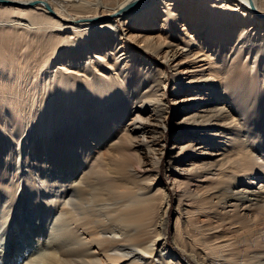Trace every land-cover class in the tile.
Returning a JSON list of instances; mask_svg holds the SVG:
<instances>
[{
  "label": "bare ground",
  "instance_id": "bare-ground-1",
  "mask_svg": "<svg viewBox=\"0 0 264 264\" xmlns=\"http://www.w3.org/2000/svg\"><path fill=\"white\" fill-rule=\"evenodd\" d=\"M262 3L0 1V38L19 29L0 47V211L48 189L62 225L34 237L43 264H264ZM24 112L38 138L19 158ZM62 125L55 143L76 147L56 172L46 152ZM31 151L47 157L33 170ZM13 238L0 264H36Z\"/></svg>",
  "mask_w": 264,
  "mask_h": 264
},
{
  "label": "rangeland",
  "instance_id": "rangeland-1",
  "mask_svg": "<svg viewBox=\"0 0 264 264\" xmlns=\"http://www.w3.org/2000/svg\"><path fill=\"white\" fill-rule=\"evenodd\" d=\"M259 1L262 3L263 0H259ZM261 5L262 6L264 5V1H263V3ZM6 26L9 28L10 25L6 24V22H4V23L0 22V31H1L2 28L5 29ZM10 30L13 31V32L10 31L13 34H18V31H19L17 26H14V27L12 26ZM10 32H8V35L6 34V36H8V37H4V36L2 37L1 36L3 39L0 38V47H1V45H7L5 50L7 49V47L12 48L14 43H15V41H16V40H14V42L11 43V41H13V39L10 37V34H9ZM33 35L34 34H32V36ZM7 39H8V41H7ZM9 40H11V41H9ZM7 43H9V44H7ZM27 46H28V44H27ZM27 46H25V47H27ZM25 47H24V49H26ZM22 49L23 48H20V50H22ZM6 51H8V50H6ZM182 115H184V113L179 114V116L176 118L175 122L180 121L183 118ZM21 121H23L22 122V128L18 131L19 133H17V136L21 135L20 144L17 145V142L15 141L14 138L9 141L10 143H12L10 145L13 148L20 149V152L22 153V155L19 158H22V156L25 157L24 154H25V145H26V143H28V144L31 143L32 144L38 138V136L33 132L34 131V126H35V123H36V120L33 118V116L30 115V114H26V112H24V113L21 114ZM173 123H172V121H170V128H169V130H168V132L166 134V141H167V146H168L167 147V158L165 159V161L163 162V164L161 166L162 177H163L164 181L167 182L168 184H170L169 182H171V181L167 179L168 178V176H167V174H168L167 173V159H168V156L172 153V151H171V148H172L171 134H172V124ZM57 127H59V126H55V129L53 130L52 134L49 136V137H51V139L53 138L54 140H53V142L50 145V149L48 147L47 148L48 151L46 152V153H50L51 154V157H52L51 161L54 162V165H55L54 166V170L56 172H58L59 170L65 171L66 169H68V164L67 163H64V164L60 163L61 161H60V157L59 156H61V154H64L65 152H67L71 147H76L75 143H72L73 145L70 143L68 146L66 145V146H63V147L62 146L59 147V145H57L55 143L56 139L58 140V139L67 138V131L65 129V126L62 125L60 127V130H58ZM22 145H23V147H22ZM22 148H23V150H22ZM5 150H6V148L4 149V151ZM43 150L45 151L46 149H43ZM29 153H30V162H31L32 170H33V166H34L35 162H39L40 164H43L44 161H45L44 159L47 158L46 154H44V153L42 154V153L39 152V153H37L35 155H34V153H32V151L29 152ZM55 154H58V155L56 156ZM39 157H40V159H39ZM36 158H37V160H36ZM12 159H14V158H12ZM32 160H33V162H32ZM23 164L27 165V163H23ZM34 185H36L35 186V188H36L35 194L39 195V197L35 198L34 197V196H36L35 194L27 195L24 192L23 193L24 195L22 194L23 196L21 195L20 198H19V202L18 203L20 205H17V207L15 208V211H11L12 213L10 212L8 217H7V214H8L7 210H1L0 211V216H1L0 217V222H2V221L4 222V223H0V234H1L0 235V250L2 248L4 249V248L8 247V251H10V252L12 251V250H10L11 249L10 245H11L12 242H14L13 235L15 233L16 234L17 243H18V245H20V248L23 251V257H21L20 259L24 260L25 262L30 261L31 259L32 260L34 259L36 264H43V262H42L43 259L40 257L41 256L40 253H42L44 251V248H43L41 242L37 243L36 240H34L35 239L34 237L38 236L37 234L39 232H42L43 234L44 233L47 234V232L49 233L51 231V229H52L51 227H54V226H55L54 228L61 227L62 220L60 222L57 221V222L52 223V224L50 223L52 221L51 218H53V220H55L56 216L54 217V215L56 213V210L55 209H51L50 210V208L45 207V205L43 204V201H42L43 195H45V193H48V189L45 188L47 191L44 188H39L38 189L37 184H34ZM19 188L21 189L22 187H19ZM20 192H21V190H20ZM41 192H42V194H41ZM172 192H173L172 193L173 200H172L171 209H170L169 214H168V226H169L168 230H169V232H168V235H167V242H168L169 245L174 246L173 243H174V234H175V229H176L175 222H176V217H177V212H176L177 200H176V196L174 194L173 189H172ZM3 199H5V198H3ZM22 201H23V203H22ZM25 202H27V203H25ZM28 204L29 205L31 204V205L29 206ZM24 207H25V210H24ZM21 209L24 210V212ZM3 213H5V214H3ZM37 213L40 216H42L44 219L47 218V222H42L41 223L42 226L38 225L37 222H36V218L38 216ZM19 214H21V215H19ZM4 217H7V218H4ZM9 217H11V218H9ZM1 218H2V220H1ZM5 219H8V221L5 220ZM6 223H8L9 226L8 225L6 226ZM59 223H60V225H59ZM1 224H2V227H1ZM3 226H4V228H3ZM23 226L25 228V231H24ZM7 227L8 228L10 227L11 229L10 228L8 229ZM40 227H41V229H40ZM38 230H40V231H38ZM242 231H244V230H242ZM20 233H22V234H20ZM7 234H8V236H7ZM9 236H11V237H9ZM156 259H158V258H155V260Z\"/></svg>",
  "mask_w": 264,
  "mask_h": 264
},
{
  "label": "water",
  "instance_id": "water-1",
  "mask_svg": "<svg viewBox=\"0 0 264 264\" xmlns=\"http://www.w3.org/2000/svg\"><path fill=\"white\" fill-rule=\"evenodd\" d=\"M0 1H2L3 3H5V0H0ZM35 3H37V1L33 2L32 4H35ZM45 5L48 7L47 4H45Z\"/></svg>",
  "mask_w": 264,
  "mask_h": 264
}]
</instances>
